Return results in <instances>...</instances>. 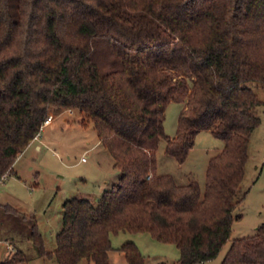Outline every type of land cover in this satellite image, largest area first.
<instances>
[{
    "label": "trees",
    "instance_id": "trees-1",
    "mask_svg": "<svg viewBox=\"0 0 264 264\" xmlns=\"http://www.w3.org/2000/svg\"><path fill=\"white\" fill-rule=\"evenodd\" d=\"M250 81L264 85V0H0V183L45 120L66 109L94 125L120 171L97 203L62 204L53 252L36 217L23 214L38 255L111 264V236L126 231L174 244L179 264L215 259L246 196L248 145L261 123ZM171 102L184 104L173 138L164 127ZM202 131L224 141L204 191L192 177L180 185L157 173L161 139L181 165ZM118 250L146 264L133 242ZM26 260L16 250L0 264ZM221 264H264V224L232 240Z\"/></svg>",
    "mask_w": 264,
    "mask_h": 264
},
{
    "label": "rangeland",
    "instance_id": "rangeland-1",
    "mask_svg": "<svg viewBox=\"0 0 264 264\" xmlns=\"http://www.w3.org/2000/svg\"><path fill=\"white\" fill-rule=\"evenodd\" d=\"M246 85L262 102L258 107L261 123L249 141L241 185L246 196L234 211L230 242L215 259L203 264H221L232 240L253 236L264 224V85L255 81ZM183 107V103L171 102L166 109L164 127L170 138L176 135ZM81 120L82 115L74 109L53 112V123L42 127L37 138L16 161L15 173L0 183V204H10L19 212L9 215L0 207V262L10 253L21 250L27 258L22 264H58L53 258L38 255L23 214L36 217L45 249L53 252L62 228V204L73 197L97 203L104 191L118 185L120 171L114 166L112 155L99 141L94 125L90 123L84 127ZM165 146L166 140L161 139L157 173L170 174L180 185L187 184L192 177L204 191L209 161L223 149L224 141L210 131L200 132L194 148L181 165L165 154ZM111 241V264H128L118 250L127 242L137 245L146 264H179L178 248L158 242L148 233L122 231L112 235ZM80 264L94 263L82 260Z\"/></svg>",
    "mask_w": 264,
    "mask_h": 264
},
{
    "label": "built area",
    "instance_id": "built-area-1",
    "mask_svg": "<svg viewBox=\"0 0 264 264\" xmlns=\"http://www.w3.org/2000/svg\"><path fill=\"white\" fill-rule=\"evenodd\" d=\"M51 122H52V117L47 118V119L45 120V122H44V126L50 124ZM4 179H6V177H4ZM9 246H10V245H9ZM10 247H11V246H10ZM10 249H11V248H10Z\"/></svg>",
    "mask_w": 264,
    "mask_h": 264
},
{
    "label": "crops",
    "instance_id": "crops-1",
    "mask_svg": "<svg viewBox=\"0 0 264 264\" xmlns=\"http://www.w3.org/2000/svg\"><path fill=\"white\" fill-rule=\"evenodd\" d=\"M52 123H53V121H52L50 124L46 125V126H50ZM46 126H45V127H46ZM36 138H37V137H36ZM36 138H35V139H36ZM35 139H34V140H35ZM34 140H33V141H34ZM33 141H32V142H33ZM32 142H31V143H32ZM10 176H11V175H10ZM7 247H8V245H7Z\"/></svg>",
    "mask_w": 264,
    "mask_h": 264
}]
</instances>
